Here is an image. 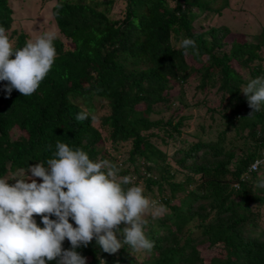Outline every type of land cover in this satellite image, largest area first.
<instances>
[{
  "label": "trees",
  "instance_id": "1",
  "mask_svg": "<svg viewBox=\"0 0 264 264\" xmlns=\"http://www.w3.org/2000/svg\"><path fill=\"white\" fill-rule=\"evenodd\" d=\"M11 1L0 0V26L22 48L29 36L14 26ZM115 1L55 0L53 21L71 45L57 36L31 96L6 97L0 81V178L46 165L60 141L141 180L162 207L144 217L152 251L108 254L93 240L76 249L86 264H264V104L248 115L241 92L264 77V24L232 28L238 0H123L119 16ZM184 38L198 54L179 47ZM81 111L87 120H76ZM204 244L222 251L205 258Z\"/></svg>",
  "mask_w": 264,
  "mask_h": 264
},
{
  "label": "clouds",
  "instance_id": "2",
  "mask_svg": "<svg viewBox=\"0 0 264 264\" xmlns=\"http://www.w3.org/2000/svg\"><path fill=\"white\" fill-rule=\"evenodd\" d=\"M53 7L63 5L57 2ZM56 38L50 30L15 48L0 26V81L6 82V97L13 89L28 97L39 88L55 62ZM179 47L198 54L191 38L182 39ZM241 92L251 109L248 115L259 112L264 104V77L250 79ZM89 116L81 111L75 118L84 121ZM55 149L46 165H29L13 175V184L0 178V264H86V257L76 249L93 240L108 254L125 245L132 252L150 253L154 242L145 235L144 217H159L162 207L144 195L134 177H118L120 168L113 162L93 161L84 150L60 141ZM257 162L249 172L256 170ZM34 216L41 218L43 227ZM65 239L68 249L63 247Z\"/></svg>",
  "mask_w": 264,
  "mask_h": 264
},
{
  "label": "rangeland",
  "instance_id": "3",
  "mask_svg": "<svg viewBox=\"0 0 264 264\" xmlns=\"http://www.w3.org/2000/svg\"><path fill=\"white\" fill-rule=\"evenodd\" d=\"M55 0H13L11 1V7L13 10V24L14 26L24 31L26 34H28L29 38H34L37 35L42 34L46 31H55L57 36H60L63 40L64 45L70 46L71 43L68 39L61 36L58 28L56 27L52 15H51V7L54 4ZM232 3H234V0H232ZM236 4L237 6H240V4L245 9L238 10V7L233 10H227L229 12V16L232 17L228 19L227 22H229L232 26H238L244 27L243 24L246 23L249 30L254 32L253 28L256 26L259 28L260 23L264 24V0H238ZM125 5V2L123 0H116L114 7H113V14L116 16H119L120 13L123 10V7ZM242 8V7H239ZM248 9L250 10L248 12ZM223 16H213L210 20V23H215V21H224ZM234 17V18H233ZM233 18V20H232ZM239 20H242L244 23H240ZM192 101L191 99H189ZM178 97H175V103L173 105V108L179 107L177 104ZM201 111L199 108H194L193 112ZM227 136V135H226ZM229 142V141H228ZM230 145V144H229ZM239 151L236 152L238 154ZM123 157L119 156V159ZM142 172V171H141ZM134 181L137 180L138 185L142 186L141 180L137 179L135 176ZM37 182H40V178H36ZM15 181L10 180L8 183L11 185ZM145 188L144 186H142ZM146 190V189H145ZM149 196L152 198L153 201H156V197L154 194H150ZM200 251L202 253V256L205 258H209L210 256H218L220 252L222 251V247L220 245L215 246H207L206 244L199 247Z\"/></svg>",
  "mask_w": 264,
  "mask_h": 264
}]
</instances>
